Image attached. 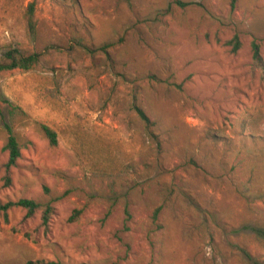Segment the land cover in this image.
I'll use <instances>...</instances> for the list:
<instances>
[{
    "label": "rangeland",
    "instance_id": "obj_1",
    "mask_svg": "<svg viewBox=\"0 0 264 264\" xmlns=\"http://www.w3.org/2000/svg\"><path fill=\"white\" fill-rule=\"evenodd\" d=\"M253 42L264 60V0H0V59L39 54L0 71V200L53 208L9 211L0 264H264Z\"/></svg>",
    "mask_w": 264,
    "mask_h": 264
},
{
    "label": "trees",
    "instance_id": "obj_2",
    "mask_svg": "<svg viewBox=\"0 0 264 264\" xmlns=\"http://www.w3.org/2000/svg\"><path fill=\"white\" fill-rule=\"evenodd\" d=\"M227 46H230L231 51L235 53L240 48V41L238 37L235 35L232 39L225 42ZM252 49V62L251 69L257 71L260 75V80L264 82V60L260 54L259 45L255 42L251 45ZM39 54H31L25 55L20 52L18 49H10L3 54L0 59V71L7 70H22L29 71L33 69V67L38 63ZM137 116L141 119V121L145 124L148 123L147 116L144 111L140 107L134 108ZM13 114V112L11 113ZM40 130L44 134L45 137L49 140L51 145L57 144L56 132L51 129L49 126L45 124L40 125ZM6 137L3 144V149L7 151L8 157L6 162L3 164V172H4V180L7 184L10 182V174L11 170L17 166L18 160L21 158V149L22 145L19 143L16 135L11 131V128L7 127ZM18 207L25 211L24 218H31L37 212L41 213V225L43 227L48 226V222L50 216L53 212V208L49 203H39L30 199H19L16 202L6 201L2 202L0 200V223L8 221V213L13 208ZM79 214L78 211L74 212V215L70 218L73 220ZM25 264H66L62 262L55 261H28ZM85 264V263H81Z\"/></svg>",
    "mask_w": 264,
    "mask_h": 264
}]
</instances>
